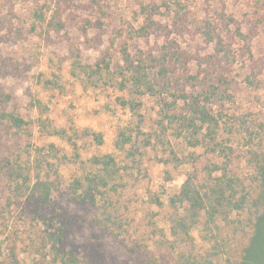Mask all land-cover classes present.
I'll use <instances>...</instances> for the list:
<instances>
[{"label": "trees", "instance_id": "obj_1", "mask_svg": "<svg viewBox=\"0 0 264 264\" xmlns=\"http://www.w3.org/2000/svg\"><path fill=\"white\" fill-rule=\"evenodd\" d=\"M228 1L199 0L201 15L195 17L172 15L165 2L142 6L141 22L114 31L93 65L76 56L72 77L86 88L116 91L130 118L117 128L112 152L83 158L88 145L103 146L102 133L27 120L0 86V190L8 192V207L23 206L21 220L28 227L22 250L34 263L108 264L99 244L74 242L82 222L53 203L59 161L72 167V201L96 210L104 235L122 225L119 199L127 181L146 179L151 168L162 166L166 182L174 172L184 178L167 198L154 200L167 209L169 249L177 264H264V110L236 118L227 108L237 86L233 61H251V43L264 32V0L255 22L220 11ZM19 10L16 28L0 39L4 78H23L40 63L35 54L15 61L7 54L12 39L22 45L68 30L86 38L90 31L107 33L110 18L100 0H20ZM185 37L205 52L188 51ZM34 126L45 138L65 143L70 154L53 141L35 147ZM176 141L186 155L177 153ZM8 222L0 212L1 228L9 229ZM15 253L0 264H17Z\"/></svg>", "mask_w": 264, "mask_h": 264}, {"label": "rangeland", "instance_id": "obj_2", "mask_svg": "<svg viewBox=\"0 0 264 264\" xmlns=\"http://www.w3.org/2000/svg\"><path fill=\"white\" fill-rule=\"evenodd\" d=\"M259 1L229 0L225 2V7L220 4V11L233 12L245 18V21L255 22ZM163 2L170 8L172 15L177 12L179 15L192 17H195V14L201 15L199 0H100L103 9L110 15V18L105 20L108 24L107 33L90 31L84 38L68 30L60 35H53L48 40L32 38L22 45L16 44L12 39L8 46V55L20 62L23 57L28 58L35 54L40 63L23 78L0 76L2 90L12 96L11 108L27 120L49 119L53 120L56 126L73 128L76 131L89 128L102 133L103 146L97 149L94 144L88 145L82 152L83 158L96 153L112 152L117 128L130 119L128 113L117 104L116 99L120 95L113 90L84 87L72 77V65L78 54L83 64L93 65L108 47L114 31L122 30L128 23L137 26L141 22L142 6L160 5ZM19 5L20 0H0V39L6 31L9 32L10 26L14 24L13 29L16 28V17L21 13ZM161 12L164 10L161 9ZM183 42L193 54L205 52V48L191 37H185ZM251 50V61L246 57L233 61L231 72L237 86L233 103L227 105V108L236 114V118L251 116L254 112L264 110V32H260L253 39ZM39 74L41 75L38 76ZM247 78L253 85L247 83ZM31 132V142L35 147L39 148L53 141L57 147L70 154L71 149L65 143L45 138L39 134L38 127H32ZM174 148L181 156L188 153L179 141L174 142ZM28 152L30 153L31 149H26L25 153ZM54 163L55 172L59 177L54 189L53 203L61 211L75 215L82 222V230L74 239L76 244H99L108 264H177L175 255L169 249L167 209L157 207L154 200H164L177 190L183 182L182 176H177L174 172L173 181L166 182L165 176L162 175L163 167L155 166L149 170L146 179L127 181L125 188L120 191L122 197L119 199L122 225L115 227L113 234L104 235L101 226L95 223L98 216L96 210L78 206L71 199L68 186L72 167L62 165L59 161ZM150 196L153 198L150 199ZM7 205L8 192L4 188L0 190V212H4L9 220V229L5 230L0 226V260L11 258V251L14 249L17 264H36L35 257L22 250L21 240H25L28 227L27 222L21 220L23 206L18 203L11 207ZM193 236L198 240L197 232H194Z\"/></svg>", "mask_w": 264, "mask_h": 264}]
</instances>
